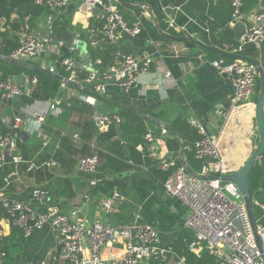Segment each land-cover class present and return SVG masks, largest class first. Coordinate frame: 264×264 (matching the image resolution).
<instances>
[{
	"label": "crops",
	"instance_id": "0c3cea01",
	"mask_svg": "<svg viewBox=\"0 0 264 264\" xmlns=\"http://www.w3.org/2000/svg\"><path fill=\"white\" fill-rule=\"evenodd\" d=\"M143 1L141 3L143 11L140 15L129 9L136 4L126 3L130 5L120 10L125 20L132 25L139 17L146 30L147 24L151 23L159 31L181 40L167 38L169 41H165L152 35L153 38L148 39L146 48H142L140 40L122 33L116 42L111 43L121 51L134 53L140 58L145 49L161 55L171 73V79H167L165 74L158 70L157 63L153 64L150 73L142 75L139 84L130 92H124L117 86H111L109 96H99L97 105L94 106L95 113H119L122 118L121 125L130 123L136 128H143L145 135L135 149L144 162L149 159L145 136L152 131L162 139L161 146L165 153L181 157L188 168L198 174L202 163L195 159L193 148L200 135L189 125L190 116L194 114L208 135L220 140L222 156L229 168L237 172L246 164L259 142L258 131L252 129L255 122V111L241 109L235 114V118L239 119L240 123H235L234 118L232 122L226 124V113L230 106L233 86L227 76L218 73L208 62L225 60L230 63L235 61L222 54L250 58L244 54L251 45L244 46L240 50L248 27L247 20L239 22L245 29V31L242 29L240 34L235 28L238 23L233 24L232 22L231 0H221L218 3L209 0ZM81 4L82 0H74L68 9L55 14L44 10L32 26L29 20H25L22 24L18 23L16 15L9 21H0V34H6L3 38L0 36V51L11 49L13 45L17 46L19 38L29 32L69 33L73 38L79 35L83 42L79 53L80 59H89L88 56L91 58L88 42L92 43V31L100 30L101 22L98 16L104 10L101 7H95L86 17L80 12ZM146 5L151 8L156 21L144 7ZM262 6L263 0H256L253 6L244 8L243 12L251 17L259 12ZM51 16L56 26L49 23ZM170 21L178 27V32L169 29ZM63 24L66 25L65 30L58 31ZM173 46L185 47L187 52L175 58L172 52ZM67 48L66 46L64 49L65 53H67ZM11 52L8 56L0 52V74L3 77L6 72L7 78L3 77L4 79L15 80L22 86L29 84V94L25 96L30 97L31 91L36 89L37 85L30 86L32 78L29 74L26 72L13 74L11 72L13 68L4 65L1 60L25 68L47 71L51 58L45 56L38 62L16 63L9 57ZM255 54L256 59H250L261 62V53L256 52ZM199 55H204L207 62L201 63L198 59ZM60 73L66 77L63 70ZM86 94L89 93L82 88L73 85L62 88L60 84L59 91L54 98L62 100V113L58 117H50L46 120L41 135L26 131L18 138L19 153L26 161H34L41 165L43 162L54 159L58 166L55 168L41 167L33 172H27L25 164L16 166L9 163L0 174V193L29 204L37 212H45L47 207L41 206L32 198L33 189L43 188L51 195L48 207L56 208L65 215H70L72 210L80 208V215L77 218L71 217L73 220L79 218L87 219L91 224L104 222L113 226H124L132 222L138 213V211L132 213L130 210L129 199L131 197L130 194L127 195V190L115 189L113 196L119 194L121 201L118 202L116 213L107 218L100 204L101 198L107 195L96 194L95 186L90 183L93 177L80 173L77 168L81 158L96 151L100 157L96 177L98 184L111 182L113 177H120L124 183L130 185L132 175H129V172H135V170H121L117 166V159L105 150L106 143L99 144L100 138L107 133L98 132L93 123V116L82 114L75 109L80 108L75 100H81V96ZM54 98L29 103L25 102L22 97L5 106L0 104V131L9 132V129L2 124L3 117L12 118L27 111L45 110ZM179 120L183 123L179 124ZM164 128L168 133H162ZM116 132L114 140L118 141L117 129ZM75 134L81 136L83 144H77L72 140ZM195 138H197L196 141ZM128 155H125L127 159H129ZM15 170H18V176L12 177L7 184L4 179ZM140 170H146L149 173V167L145 165ZM125 173L128 175L124 176ZM16 231L7 212L0 206L1 237H9ZM23 239L22 247L14 260L15 264H66L63 249L58 252L62 245L50 227L37 230L29 238L23 237ZM112 251L115 253L119 249L115 248ZM109 254L110 251L106 253V255Z\"/></svg>",
	"mask_w": 264,
	"mask_h": 264
},
{
	"label": "built area",
	"instance_id": "2783aa9c",
	"mask_svg": "<svg viewBox=\"0 0 264 264\" xmlns=\"http://www.w3.org/2000/svg\"><path fill=\"white\" fill-rule=\"evenodd\" d=\"M74 0H37L38 6L44 7L51 14L68 9ZM218 3L221 0H209ZM244 0H231L233 24L247 20L248 27L242 39L240 50L244 46H254L260 53L264 47V0L261 10L251 17L243 12ZM119 0H82L80 12L88 16L93 8L101 7L104 12L98 16L101 22L100 30H93L92 47L97 49L102 40L116 42L122 33L131 38L139 37L145 30L141 18L129 25L118 9ZM49 23L54 24V18L49 17ZM169 29L178 32L173 21ZM52 33V32H51ZM153 43V42H151ZM150 43V44H151ZM64 41L54 43L50 36L45 37L37 32H29L21 36L17 47L10 53V59L16 63L38 62L45 56L51 58L47 71L53 75L66 74L61 82L62 88L73 85L89 92L81 96V100L96 106L99 96H109L111 86H117L124 92H130L139 84L142 75L150 73L153 64H158V70L171 79V73L165 65L164 58L147 49L140 58L134 53L118 50L114 53L113 63L104 66L102 60L80 59V47L83 42L79 35L73 38V45L64 49ZM175 58L187 52V48L173 46ZM201 63H206L204 55H199ZM208 64L218 73L227 76L232 83L233 94L226 113V124L232 122L235 114L241 109L255 111L257 104V83L259 70L253 63L235 60L230 63L225 60H215ZM37 78L30 80V86H36ZM28 85L22 86L12 79H4L0 74V104L5 106L27 94ZM62 100L54 98L45 110H33L12 118L3 117L2 124L9 129L8 133L0 131V174L4 168L13 163L16 166L25 164L27 172H33L41 167L55 168L56 160L51 159L38 165L34 161H26L19 153L18 138L26 131L42 134L46 120L58 117L62 113ZM93 123L99 133H108L115 124H121L119 113H95ZM189 125L197 130L200 139L194 144L193 152L196 160L202 163L198 175L194 177L181 157L167 154L161 144L162 139L152 131L146 136L147 157L151 159L162 172L170 176L164 188L166 195L176 198L189 209L184 218L183 226L193 236L189 250L197 257L208 253L217 260V264H264V225L258 223V236L262 249L256 240L245 201L236 184L225 179L234 173L221 154L220 140L208 135L199 119L193 114ZM162 133H168L164 128ZM65 136V135H64ZM72 140L83 144L80 135L75 134ZM100 165L99 154L81 158L78 171L93 177L90 181L96 186ZM18 170L9 174L4 180L18 176ZM211 177V178H207ZM33 200L43 207L45 212H37L29 204L17 201L0 193V206L5 209L12 225L24 238H29L35 231L50 227L58 242L63 246V257L66 264H188L186 256H180L173 248L164 245L161 231L144 221L142 208L134 220L124 226H113L109 223L95 222L87 219H75L80 215V208H75L70 215L48 207L51 195L43 188L32 191ZM120 195L101 198V209L107 218L117 211ZM259 205V203H257ZM264 210V205H261ZM173 211H175L173 209ZM1 237V235H0ZM119 251H112L113 249ZM110 251L109 255L106 253ZM32 264V263H27Z\"/></svg>",
	"mask_w": 264,
	"mask_h": 264
},
{
	"label": "trees",
	"instance_id": "16d2710c",
	"mask_svg": "<svg viewBox=\"0 0 264 264\" xmlns=\"http://www.w3.org/2000/svg\"><path fill=\"white\" fill-rule=\"evenodd\" d=\"M36 1L37 0H0V21H9L14 15H16L18 17V23L22 24L25 20H29V24L32 26L33 22L44 10H46L44 7L38 6ZM122 1L125 3L136 4L129 7V9L135 11L138 15L143 11V8L141 7V3L144 2L143 0ZM255 2L256 0H245L243 3V9L253 6ZM127 7V5H124L121 2L118 4L119 11ZM60 26L61 25H59V27ZM65 28L66 25L63 24L58 31H64ZM147 30L145 29L143 33L136 38L141 41L142 48H146L145 46L148 39L153 38V36L161 40L169 41L151 23L147 24ZM0 36L3 38L6 34H0ZM98 37L100 45L97 49H94L91 43L88 42L91 51V60L95 61L100 59L104 66H108L113 63L114 53L120 49L108 40H102L100 36ZM15 46L16 45H13L11 49L8 50L3 49L0 52L5 56H8L9 52L12 51ZM125 52L128 53L127 51ZM256 52L260 54L254 46H251L244 55L256 59ZM261 55L260 60L264 69V47ZM1 62L7 67L11 66L13 68L11 70L13 74L26 72L32 79L37 77V87L31 91V96H23L25 102L30 103L35 100H49L54 98L59 91L61 81L55 75L33 68H25L20 65L11 64L3 60H1ZM6 70L8 72V68ZM3 77L7 78L6 72L3 74ZM257 91L258 99L260 81H258L257 84ZM178 123L181 124L183 121L179 120ZM122 126L125 131L122 141L114 140V135L117 133L114 125L110 128L109 133L100 138L99 144L102 145L106 143L105 150L117 159V166L121 170L138 171L143 165L149 167V176L151 180L142 179L140 176L133 174L130 181V190L134 193L140 203L138 210L142 208L141 212L144 221L158 228L162 233L161 237L164 245L173 248L174 252L178 255L186 256L188 258V264H217V260L206 252L203 253L201 257H197L190 252L189 244L193 241L194 236L192 234V238L190 236L187 238V236L185 237L183 234L185 231L189 232L182 225L186 211L181 202L176 198L166 195L164 188V184L168 180L170 173L160 171L151 159L145 160L144 162L141 158L142 156L135 149V146L145 135L144 129L141 127L136 128L130 123L123 124ZM196 140L197 138H195V141ZM126 149L129 150V159H127L124 153V150ZM122 180L123 179L120 177H113L111 182L97 184L94 192L96 194L101 193L107 196H113L116 188L127 190L128 185ZM250 183V195L254 214L258 223L264 225V212L261 208V205H264V157L261 162L254 167L250 175ZM128 194L129 193L127 192V195ZM257 203H259V205H257ZM173 209H176L177 211L174 212ZM23 240V236L19 231H16L9 237H0V264H15L14 260L22 247Z\"/></svg>",
	"mask_w": 264,
	"mask_h": 264
},
{
	"label": "water",
	"instance_id": "95a60500",
	"mask_svg": "<svg viewBox=\"0 0 264 264\" xmlns=\"http://www.w3.org/2000/svg\"><path fill=\"white\" fill-rule=\"evenodd\" d=\"M119 2H121L124 5H130V4H126L124 1L119 0ZM146 8V10L152 15V17L154 18V15L152 13V10L149 6H144ZM154 20L156 21V19L154 18ZM158 27V25H157ZM243 25L242 24H236L235 28L237 29V31L241 34V30L243 29ZM245 31V29H243ZM242 30V31H243ZM161 34L163 36H165L168 39L171 40H181L178 38H175L167 33H164L162 31H160ZM45 37H52L54 39V43H58L59 41H64L66 46L69 48L73 45V36L69 33H65V34H58V33H44L42 34ZM80 50H82V47L79 48ZM225 57L228 58H233L235 60H244V61H248L253 63L255 66H257L258 70H259V81H260V92H259V96L257 99V104H256V108H255V123H256V128L258 131V136H259V142L258 145L256 146L254 152L252 153V155L250 156V158L247 160L246 164L237 172H234L228 176L225 177V179L229 182H233L236 184L237 188L239 189V192L243 198V200L245 201V204L247 206V210L249 213V217L251 220V224L256 236V240L257 243L259 245V248L262 249L261 246V241L259 239L258 236V222L256 220L255 214H254V209H253V204H252V199H251V195H250V190H251V183H250V175L254 169V167L259 164L262 160V158L264 157V69L263 66L261 64V62L257 61V60H253L247 57H243V56H230L227 54H222ZM1 57V56H0ZM89 59L90 56H88ZM44 72H47L45 70H42ZM48 73V72H47ZM56 77H58L60 80H64V77L62 74L60 75H55ZM75 102L77 104H79L80 108H75L77 111H79L82 114L85 115H89V116H93L95 113V108L93 106H91L90 104L82 101V100H75ZM235 123H240L239 119L235 118ZM115 128L118 130V137L117 140L120 141L124 135V131L122 129V125L121 124H115ZM125 155H128V150H124ZM189 172L196 178H203L201 175L196 174L195 172H193L190 168H188ZM136 174L138 176H140L142 179H149L151 180L149 173L146 170H138V171H131L129 172V175H133ZM128 175L127 173L124 174V176ZM207 178H211V177H207ZM183 225V223H182ZM63 246H61L58 250V252L62 251Z\"/></svg>",
	"mask_w": 264,
	"mask_h": 264
},
{
	"label": "rangeland",
	"instance_id": "374dc122",
	"mask_svg": "<svg viewBox=\"0 0 264 264\" xmlns=\"http://www.w3.org/2000/svg\"><path fill=\"white\" fill-rule=\"evenodd\" d=\"M258 84V83H257ZM253 130L254 131H256L257 129H256V123L254 122L253 123ZM257 132V131H256ZM127 192L130 194V197H131V199H129V201H130V203H131V212L132 213H134L135 211H139L138 210V207L140 206V203L138 202V199L136 198V196L134 195V193H132V191L130 190V185H128V188H127ZM183 206V208L185 209V215H184V217H186L187 215H188V213H189V209L186 207V206H184V205H182ZM177 210L175 209V211L174 212H176ZM263 212H264V210H263ZM258 222V221H257ZM263 225V224H262ZM187 230V229H186ZM189 231V230H188ZM187 231H185V233H183L184 235H185V237L187 236V238L190 236L191 238H192V233L189 231V232H187ZM190 238V239H191Z\"/></svg>",
	"mask_w": 264,
	"mask_h": 264
},
{
	"label": "bare ground",
	"instance_id": "6f19581e",
	"mask_svg": "<svg viewBox=\"0 0 264 264\" xmlns=\"http://www.w3.org/2000/svg\"><path fill=\"white\" fill-rule=\"evenodd\" d=\"M252 111V110H251Z\"/></svg>",
	"mask_w": 264,
	"mask_h": 264
}]
</instances>
